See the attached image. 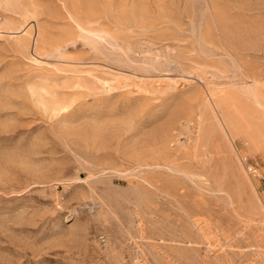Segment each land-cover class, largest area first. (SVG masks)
Instances as JSON below:
<instances>
[{
	"label": "rangeland",
	"instance_id": "rangeland-1",
	"mask_svg": "<svg viewBox=\"0 0 264 264\" xmlns=\"http://www.w3.org/2000/svg\"><path fill=\"white\" fill-rule=\"evenodd\" d=\"M0 264H264V0H0Z\"/></svg>",
	"mask_w": 264,
	"mask_h": 264
},
{
	"label": "bare ground",
	"instance_id": "bare-ground-1",
	"mask_svg": "<svg viewBox=\"0 0 264 264\" xmlns=\"http://www.w3.org/2000/svg\"><path fill=\"white\" fill-rule=\"evenodd\" d=\"M97 130H98V127H97ZM109 139V138H108ZM107 141V140H106ZM98 142V141H97ZM137 142H139V141H137ZM137 146V145H136Z\"/></svg>",
	"mask_w": 264,
	"mask_h": 264
}]
</instances>
